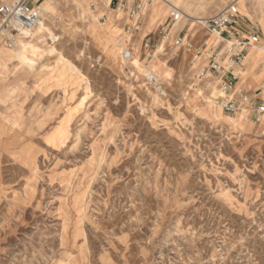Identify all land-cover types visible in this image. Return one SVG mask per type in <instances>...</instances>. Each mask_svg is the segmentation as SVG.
I'll return each mask as SVG.
<instances>
[{"label": "rangeland", "instance_id": "374dc122", "mask_svg": "<svg viewBox=\"0 0 264 264\" xmlns=\"http://www.w3.org/2000/svg\"><path fill=\"white\" fill-rule=\"evenodd\" d=\"M200 1L207 20L234 0ZM146 6L54 0L35 49L0 40V264H264V117L217 105L214 34Z\"/></svg>", "mask_w": 264, "mask_h": 264}, {"label": "built area", "instance_id": "2783aa9c", "mask_svg": "<svg viewBox=\"0 0 264 264\" xmlns=\"http://www.w3.org/2000/svg\"><path fill=\"white\" fill-rule=\"evenodd\" d=\"M95 4L107 5L109 8H123L130 12L132 18L137 13L140 15L144 4H150L154 0H133L129 8L124 0H92ZM170 18L178 21L181 11L176 6H171ZM40 20L39 11L32 5V0H11L0 6V40L7 47L12 48L25 32H32ZM204 28L218 38L217 46H209L204 43L201 58L208 62L204 73L216 79L222 96L217 103L228 114H237L247 111L249 117L259 122L264 117V87L258 92L262 93L251 97L243 89H237L240 80V71L244 69V62L250 49L262 45V33L260 25L245 15L239 6V0H234L224 7L214 17L205 20ZM139 29L137 21L133 26ZM176 45H182L183 39L178 38ZM149 47V44H146ZM125 58L130 53L126 51ZM156 76L151 75L150 80ZM259 97V98H258Z\"/></svg>", "mask_w": 264, "mask_h": 264}, {"label": "bare ground", "instance_id": "6f19581e", "mask_svg": "<svg viewBox=\"0 0 264 264\" xmlns=\"http://www.w3.org/2000/svg\"><path fill=\"white\" fill-rule=\"evenodd\" d=\"M37 1H39V0H37ZM194 1L195 0H185L184 9L182 10V17H181L180 21H184V22L193 21V22H196L197 24L204 25L205 19L198 17V14L196 13V11L200 8L195 6ZM202 1L203 0H201L200 2H202ZM53 2H54V0H43L37 5V10L39 11V14H40V20L32 32H25L23 34V36L21 38H19V40L13 46V51L15 53L27 54L31 50L35 49L38 46V43L42 39V33L44 31V27H43L44 23H43V20H41V16L44 13L47 15L49 14L48 12L51 11V7H52ZM159 2L165 6H169L170 4H174L175 6L179 7V4L181 2H183V0H154V2L147 4L146 7L148 10V13L147 14L145 13V15H146V18L149 19L148 21H149V24L151 26L157 24V22L162 17H164L166 15L165 7L163 5L158 4ZM245 2H252V3L259 2V3H261L262 0H239V6L247 9V7H245ZM132 3H133V0H129V6L130 7L132 6ZM213 5H214V7H218L220 5V2H214ZM108 9H109V11L107 13V14H109L108 16L112 15L116 11L117 12V18H119V20L127 17L123 8H121V7L117 8L115 11H114V9L109 8V6H108ZM142 13H143V6L141 8L140 15H142ZM180 21H178V22H180ZM138 30H140V29H138ZM168 40H169V37H168ZM206 43H210V42H206ZM211 43H218V38L215 36L214 41ZM186 46H183V47H186ZM164 47H165V42L162 44L160 50L157 53L163 52ZM255 47H258V46H255ZM255 47H253V48H255ZM124 53H125V51L122 50L121 54L123 55V58H124L123 62L126 65L127 64L130 66L133 65L135 67L139 66L140 61L138 60L137 56H135V57L129 56V58H125ZM263 58H264L263 53L258 54V53H256V51H254L250 55V57L248 59V63L260 62L261 60H263ZM246 59H247V57H246ZM246 59H245V61H246ZM147 69L148 68H143V72L146 73ZM154 73H155L156 77H160V74H159L160 72L158 69L154 70ZM167 73H169V72H167ZM0 76H1V74H0Z\"/></svg>", "mask_w": 264, "mask_h": 264}, {"label": "crops", "instance_id": "0c3cea01", "mask_svg": "<svg viewBox=\"0 0 264 264\" xmlns=\"http://www.w3.org/2000/svg\"><path fill=\"white\" fill-rule=\"evenodd\" d=\"M9 2V1H8ZM3 3H7V1H3V0H0V6L3 4ZM260 9V7H259V4L256 6V9ZM260 10H262V9H260ZM263 12V11H262ZM248 15V14H247ZM249 17H253V13L252 14H250V15H248ZM262 17V19H264V12L262 13V15L261 16H259L258 18H261ZM253 21V20H252ZM254 22H256V21H254ZM256 23H258V22H256ZM259 24V23H258ZM260 25V24H259ZM260 28H261V26H260ZM197 33H198V31H197ZM261 33H262V37H264V30L261 28ZM195 37H192V38H190L189 40H188V43H189V41L191 40V39H194ZM214 41V38L212 37V38H209V39H207L206 40V42H213ZM263 43H264V40H263ZM188 45V44H187ZM255 49H256V47L255 48H252V49H250L249 50V52H248V55H247V59H246V61H248V59H249V57H250V55L255 51ZM263 60H264V58H263ZM263 60H261L258 64H257V66L255 67V69L253 70V71H251L246 77H245V80H244V88H243V90H245V91H247V92H249L250 94H252L253 96H256V95H259V97H263V94L262 93H260V94H258L257 92L258 91H260V89L262 88V87H264V84H263V82H264V76H262V77H260L259 76V72H261V71H263L262 69H264V61ZM246 61H245V63H244V69L242 70V71H244L245 69H246ZM241 74H240V80H241V75H242V72H240ZM240 80H239V82H240ZM238 82V83H239ZM258 97V98H259Z\"/></svg>", "mask_w": 264, "mask_h": 264}]
</instances>
